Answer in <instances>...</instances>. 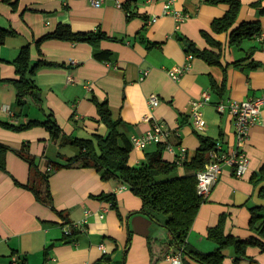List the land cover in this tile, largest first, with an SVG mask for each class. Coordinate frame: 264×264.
Instances as JSON below:
<instances>
[{
  "label": "crops",
  "instance_id": "crops-1",
  "mask_svg": "<svg viewBox=\"0 0 264 264\" xmlns=\"http://www.w3.org/2000/svg\"><path fill=\"white\" fill-rule=\"evenodd\" d=\"M12 1L17 2L16 7L0 0V26L12 31L0 44V77H18L13 61L27 44H31L33 62L45 59L50 64L38 66L34 74L41 101H30L24 109L17 106L15 85L0 83V143L9 147L4 153L5 170L0 168V264H11L14 257L23 264H94L105 255L113 264H151L149 240H166L168 233L159 222L138 212L142 208L139 196L129 188L122 189L119 181L103 180L95 168L77 165L51 172L52 201H42L23 185L34 183L36 178L30 162L15 150L28 152L42 172L50 162L76 155V146L60 145L61 138H53L51 129L32 123L54 120L66 136L72 137L106 135L108 127L100 120L97 102L109 104L113 119L121 121L119 130L128 137L147 131L154 119L164 121L172 149L165 145L163 157L169 161L180 156V146H185L186 157L192 158L200 145L199 135L211 137L225 150L233 149L237 146L234 117L228 109L218 110L217 104L262 94L264 38L245 41L242 48L230 46L228 33L216 34L211 29L212 21L222 16L228 5L205 0H101L100 6L93 0ZM255 1L241 0L238 22L260 20L264 35V14L253 5ZM168 2L171 11L166 12ZM175 11L188 16L178 23ZM59 23L76 32L101 30L108 38L98 46L49 38L38 49L35 41ZM202 31L221 42V62L223 67L228 65L221 95L212 88V81L221 85L224 80L220 65L194 57L179 79L169 73L189 61L187 43L218 51ZM251 47H255L253 59L262 63L260 68L231 64ZM105 50L111 53L109 60L96 57ZM205 90L211 92V99L202 107L206 126L199 131L191 116V101ZM151 94L160 99L156 107L149 101ZM147 116L152 120H146ZM29 123L27 128L15 129ZM156 147L133 148L130 164H141L146 152ZM241 148L250 159L248 170L239 177L229 165L223 167L187 238L188 245L196 249H216L217 244L207 234L223 215L227 232L240 238L252 234L250 207L264 205V178H260L264 108ZM183 173L180 166L179 174ZM110 192L117 196L116 208L99 198ZM162 248L154 244L153 264H172L170 257L178 253L156 260ZM227 253L223 264H234V249ZM181 259V264H202L182 254ZM239 264H264V252L249 246Z\"/></svg>",
  "mask_w": 264,
  "mask_h": 264
},
{
  "label": "trees",
  "instance_id": "trees-1",
  "mask_svg": "<svg viewBox=\"0 0 264 264\" xmlns=\"http://www.w3.org/2000/svg\"><path fill=\"white\" fill-rule=\"evenodd\" d=\"M10 2L16 7L17 2ZM209 4H227L226 12L215 18L211 23V29L216 34L228 33L229 44L237 48H242L245 41L259 38L262 33L260 20H249L238 22L241 0H205ZM260 14H264V0L253 2ZM127 5L123 4L126 8ZM127 9V8H126ZM128 10V9H127ZM128 15V17H130ZM12 31L0 26V44L4 43L6 37ZM211 46L218 48V51L209 48H199L190 44L187 48L188 53L194 57L202 58L210 65H220L221 62V42L214 39L207 31H202ZM56 38L68 40L71 42H89L98 46L101 40L108 38V35L101 30L81 32L74 31L68 24L59 23L56 28L43 35L35 41L39 49L45 39ZM255 47H251L246 55L231 63L234 66H246L251 70L258 69L262 63L253 59ZM111 53L107 50L97 52L96 57L101 59H110ZM248 61V63H244ZM16 68L17 78L4 79L0 77V83L9 82L15 85L17 89V106L24 109L30 101L39 103L40 88L37 85L34 74L38 66L50 64L45 59H40L35 63L32 59L31 44L23 46L18 56L13 61ZM228 66V65H227ZM223 67L225 77L221 85L215 80L212 81V88L218 94H223L225 90L226 68ZM98 113L100 120L108 127L106 135L95 134L91 138H81L66 136L56 121H35L32 124H41L51 129L53 138L60 139V145L72 144L78 148L74 156L65 157L64 161H52L49 163L51 170L42 172L34 164L33 159L28 152L15 150L17 154L26 158L30 162V168L34 172L35 182L23 184L30 189L34 195L45 202L52 201V194L49 186V176L54 170L63 167L82 166L95 168L103 180H116L127 187L142 200L140 213L150 216L154 221L159 222L167 230L166 240H149L148 247L152 255L151 264L155 262L153 258L154 244L158 243L162 248L159 258L165 257L169 253H181L190 259L202 264H223L228 253V249H234V264L247 256L249 246H258L264 252V205L250 207L251 218L249 228L252 232L248 238H240L227 232L225 229V216H221L217 225L209 228L208 238L217 244L213 251H201L187 243L188 235L192 229L197 217L200 206L206 201V197L199 194L197 189L198 172L204 169L207 163L211 161V153L217 143L216 140L205 135H199L200 145L195 155L183 161H169L163 157L165 144L157 143L156 149L148 151L145 154V161L139 165L130 164V154L133 150L130 137L119 130L121 121L114 120L112 112L107 102L98 103ZM50 122V123H49ZM31 123L18 126L15 129L27 128ZM10 126V125H9ZM9 147L0 143V168L5 170L4 153ZM64 158V155H61ZM183 166L184 173L179 174V168ZM261 177L264 178V165L261 168ZM33 180V178H32ZM42 184L45 189L42 190ZM99 198L110 201L112 207H117V196L115 193H102ZM61 213V211H58ZM71 233V232H70ZM75 234V233H74ZM94 264H113L110 256L105 255L103 259ZM185 264H191L186 262Z\"/></svg>",
  "mask_w": 264,
  "mask_h": 264
},
{
  "label": "built area",
  "instance_id": "built-area-1",
  "mask_svg": "<svg viewBox=\"0 0 264 264\" xmlns=\"http://www.w3.org/2000/svg\"><path fill=\"white\" fill-rule=\"evenodd\" d=\"M95 6H100L101 0H93ZM165 11H171V2L166 3ZM176 20L178 23L184 21L188 15L175 11ZM156 20V17L153 18ZM259 38L263 39L264 35L260 34ZM194 58L192 53L188 54L189 61L184 67H175L169 73L174 79H179L183 72L190 67L191 60ZM211 99V92L205 90L202 92L199 98H195L191 101V116L194 122V127L201 131L206 126L202 107L207 104ZM149 101L153 107H156L160 103V99L157 95L151 94ZM217 108L220 111L226 109L234 117L235 134L237 138V146L233 149L225 150L222 145L217 142L214 150L211 153V161L206 164L204 169L198 172V184L197 189L199 194L207 196L218 181L220 174L223 171L225 165H229L234 171L236 176H243L248 170L250 159L247 153L241 148V145L245 143L249 137L250 129L253 125L259 122L262 109L264 108V91L261 95L247 100H233L226 104L225 102H219ZM152 117L147 116L146 120H152ZM170 130L166 127V124L162 120H153L152 126L142 134H133L130 136L131 144L134 149L144 150L148 146L157 143H163L167 148L172 149L169 145ZM180 156L178 161L186 159L187 148L180 146ZM48 170H51V166H48ZM122 189L128 188L127 185H121ZM112 205V204H111ZM87 220L85 219L84 222ZM69 233L70 230L66 229ZM172 264H181V254H175L170 257ZM11 264H23L17 257H14Z\"/></svg>",
  "mask_w": 264,
  "mask_h": 264
},
{
  "label": "rangeland",
  "instance_id": "rangeland-1",
  "mask_svg": "<svg viewBox=\"0 0 264 264\" xmlns=\"http://www.w3.org/2000/svg\"><path fill=\"white\" fill-rule=\"evenodd\" d=\"M68 145V144H67ZM73 148L75 147V146H72ZM76 148V147H75ZM74 148V149H75ZM77 149V148H76ZM45 189V187H44V185L42 184V190H44Z\"/></svg>",
  "mask_w": 264,
  "mask_h": 264
},
{
  "label": "water",
  "instance_id": "water-1",
  "mask_svg": "<svg viewBox=\"0 0 264 264\" xmlns=\"http://www.w3.org/2000/svg\"><path fill=\"white\" fill-rule=\"evenodd\" d=\"M187 47H189V43H187Z\"/></svg>",
  "mask_w": 264,
  "mask_h": 264
}]
</instances>
